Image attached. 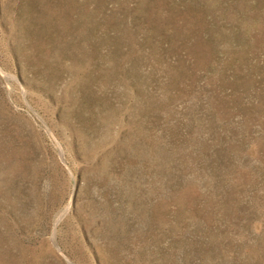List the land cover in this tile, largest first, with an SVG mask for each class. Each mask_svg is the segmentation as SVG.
<instances>
[{
	"label": "rangeland",
	"instance_id": "1",
	"mask_svg": "<svg viewBox=\"0 0 264 264\" xmlns=\"http://www.w3.org/2000/svg\"><path fill=\"white\" fill-rule=\"evenodd\" d=\"M0 264H264V0H0Z\"/></svg>",
	"mask_w": 264,
	"mask_h": 264
}]
</instances>
